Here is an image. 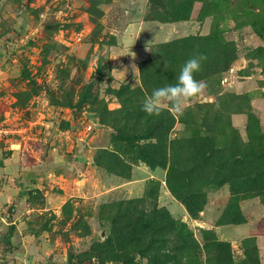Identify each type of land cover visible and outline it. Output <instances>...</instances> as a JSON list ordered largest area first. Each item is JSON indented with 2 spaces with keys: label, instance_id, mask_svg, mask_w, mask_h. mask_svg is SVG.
<instances>
[{
  "label": "rangeland",
  "instance_id": "374dc122",
  "mask_svg": "<svg viewBox=\"0 0 264 264\" xmlns=\"http://www.w3.org/2000/svg\"><path fill=\"white\" fill-rule=\"evenodd\" d=\"M142 5L0 0V264H264V0ZM198 54L204 94L142 111Z\"/></svg>",
  "mask_w": 264,
  "mask_h": 264
},
{
  "label": "clouds",
  "instance_id": "9594fccd",
  "mask_svg": "<svg viewBox=\"0 0 264 264\" xmlns=\"http://www.w3.org/2000/svg\"><path fill=\"white\" fill-rule=\"evenodd\" d=\"M142 7L144 13L147 14L150 8L149 0H143ZM134 42H131L128 54L133 58H135V54L130 52V48ZM205 59L206 57L202 54L189 58L180 69L177 83L154 89L152 94L145 99L142 111L148 115H159L166 105H170L173 112L182 113L188 102L203 95L207 88L205 82L194 78V73L200 71L201 63Z\"/></svg>",
  "mask_w": 264,
  "mask_h": 264
},
{
  "label": "crops",
  "instance_id": "0c3cea01",
  "mask_svg": "<svg viewBox=\"0 0 264 264\" xmlns=\"http://www.w3.org/2000/svg\"><path fill=\"white\" fill-rule=\"evenodd\" d=\"M152 24V25H150ZM147 29V32L143 31V29ZM182 27L180 26V22H160L157 20H139L135 21L129 26H127L126 31L124 32V29L120 33V40L121 43H124V37L127 35V31L132 33V36L128 35V39H130L131 42L135 41L137 43H143L146 42V39H149L150 33L153 31L154 33H160L163 32L165 37H167L165 40L171 38L176 33L182 31ZM137 38V39H136ZM164 41V40H163ZM134 42V43H135ZM136 47V46H134Z\"/></svg>",
  "mask_w": 264,
  "mask_h": 264
},
{
  "label": "trees",
  "instance_id": "16d2710c",
  "mask_svg": "<svg viewBox=\"0 0 264 264\" xmlns=\"http://www.w3.org/2000/svg\"><path fill=\"white\" fill-rule=\"evenodd\" d=\"M156 19H158V18H154V19H152V20H156ZM160 19H158V21H159ZM175 193V192H174ZM177 197H178V199H180L183 203H184V205L186 206V209H187V211H188V213L192 216V217H197V214H196V212L191 208V206L188 204V202L187 201H185V200H183V199H181V197L180 196H178L177 194H175ZM168 215V214H167ZM215 244L217 245V247H218V249L220 250H222L223 252H225V253H227V256H228V260H229V262L231 261L232 262V260H231V258H230V254H229V252H228V249H229V245L226 243V242H224V241H219V240H217V241H215ZM204 248L206 249V251L208 252V245L207 244H204ZM224 248H225V250H224ZM226 249H227V251H226Z\"/></svg>",
  "mask_w": 264,
  "mask_h": 264
},
{
  "label": "built area",
  "instance_id": "2783aa9c",
  "mask_svg": "<svg viewBox=\"0 0 264 264\" xmlns=\"http://www.w3.org/2000/svg\"><path fill=\"white\" fill-rule=\"evenodd\" d=\"M232 76H233V69H229V71L226 72L225 75H223L221 82L226 85V84H231L232 80Z\"/></svg>",
  "mask_w": 264,
  "mask_h": 264
},
{
  "label": "water",
  "instance_id": "95a60500",
  "mask_svg": "<svg viewBox=\"0 0 264 264\" xmlns=\"http://www.w3.org/2000/svg\"><path fill=\"white\" fill-rule=\"evenodd\" d=\"M86 116L88 117V119L92 122V124L97 127V128H102L105 127V125H103L102 123H100L98 121V118L93 115L92 113H86Z\"/></svg>",
  "mask_w": 264,
  "mask_h": 264
}]
</instances>
